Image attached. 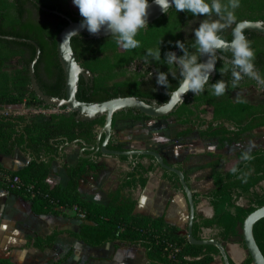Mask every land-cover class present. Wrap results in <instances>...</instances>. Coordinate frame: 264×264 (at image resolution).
<instances>
[{"label": "trees", "instance_id": "trees-1", "mask_svg": "<svg viewBox=\"0 0 264 264\" xmlns=\"http://www.w3.org/2000/svg\"><path fill=\"white\" fill-rule=\"evenodd\" d=\"M208 2L210 3L211 0ZM222 3H227V0H222ZM249 3L250 0H240V7L235 10L237 23L245 19L257 20L246 16L248 12L245 5ZM43 5L49 10L62 13L74 22L81 23L83 20L79 13H69L49 2ZM41 13L47 19L40 23H32L26 20L23 7L17 4V0L13 2L0 0V35L35 41L41 50L40 58L35 65V75L41 90L50 97L64 99L65 76L58 58L57 36L69 21L50 12L41 11ZM201 19L204 20L205 17H195L188 12H177L173 7L158 20L149 24L146 30H141L136 37L141 42V47L130 51L120 48L116 44L115 37L112 36L91 38L81 35L72 38L71 46L78 63L93 75V80L89 83L80 78L77 99L81 102L108 101L119 97H136L146 101L156 99L153 96L154 90L150 89V86L147 89L142 87L146 82V76L138 73L127 77L131 67L135 62L145 63L148 50L160 48L161 60L153 61L151 57H147L148 64L154 65L160 72L168 73L169 70L179 72L178 67L168 66L164 62V54L178 50V56L183 55L176 47L177 41L185 43L189 51H194L191 48L195 39L193 30L199 27ZM224 38L231 41L232 36H224ZM257 41L258 43L253 44L252 48L258 49L259 46L264 45V35H261ZM35 53V47L29 43L0 39V106L25 104L43 110L53 109L31 90L29 65ZM261 57L264 58V51L258 49L255 64H259L262 60L261 77L264 78V60H258ZM223 62L217 60L216 77L209 84L226 80L229 87L225 95L220 97L212 95L208 85L205 92L200 95L195 96L190 92L189 96L192 100L187 99L169 117L163 118H175L176 123L184 127L178 132V137L196 133L202 139L218 138L220 146L223 147L225 141L239 143L244 134L264 126V108L259 109L244 101L235 102L231 98L233 89L230 81L231 73L221 75L219 71L223 67ZM12 65L14 68L9 70ZM123 77L124 79H121ZM168 77L171 78V89L175 91L180 77L178 74L176 79L171 75ZM157 101L167 102L168 97ZM209 108L212 109V119L206 120L202 116ZM76 116V113L63 109L60 113L43 116L37 121L21 116L0 117V155L15 157L17 152H21L30 160L27 165L14 171L4 168L0 163L1 172L19 177L24 185L23 189L14 190L0 182V190L30 202L31 211L35 215L59 217L65 215L62 210L75 208L78 210V216L84 214L78 232L57 229L46 237L36 235L31 238L27 247L45 251L53 248L58 237L64 235L95 248L108 243H113L115 247L122 245L144 248L148 264H212L215 257L220 256L217 247L191 245L187 235H181L180 230L167 223L164 216L152 218L136 215L134 211L137 202L131 198H121L120 191L112 195L108 204H99L82 197L78 191L80 180L89 174L97 175L101 169L97 161V158L103 155L101 152L95 157H88L93 152L85 151L76 166L65 165L68 173V181L65 185H51L48 182L52 163L59 154V147L66 141L70 143L78 141L82 147L85 145L81 142L95 145L97 130L105 123V117L81 122ZM119 118L132 123L153 119L133 109L125 110L114 115V130ZM103 140L104 136L101 143ZM108 148L125 151L114 135ZM251 155L252 160L244 161L240 153L237 156V163L228 171L219 170V163L210 165L212 168L210 177L214 182V189L206 197L214 209V216L207 219L196 213L193 226L195 238L202 239V230L211 228L218 230L215 239H219L223 244L240 238V244L245 248L241 233L243 223L250 213L264 206V149L251 151ZM121 158L128 157L121 156ZM136 158L140 161L144 158L155 161L152 156ZM155 169V166L146 168L142 163H138L131 176H139L138 182L143 187L147 181L145 175ZM233 169H236L235 173ZM165 177H169L174 185L182 189L177 175L166 171ZM28 188L31 190L28 191ZM240 199L248 200L249 207L240 206L237 203ZM194 200L197 205L199 200L195 197ZM254 235L264 255V219L256 223ZM72 255L73 252L69 251L62 259L48 264H64ZM252 263V258L248 255L242 264ZM0 264L16 263L7 258H0ZM231 264L235 263L231 260Z\"/></svg>", "mask_w": 264, "mask_h": 264}, {"label": "crops", "instance_id": "crops-1", "mask_svg": "<svg viewBox=\"0 0 264 264\" xmlns=\"http://www.w3.org/2000/svg\"><path fill=\"white\" fill-rule=\"evenodd\" d=\"M121 121L124 120H120L117 123H123ZM174 123L173 118H167L138 121L128 127L122 124L114 130V136L119 144L127 145L123 146L125 151L154 150L159 152L168 164L181 169L185 174L186 181L193 192V196L199 200L196 205V213L204 218L211 219L214 216V209L206 197L214 189V182L210 177L212 170L210 165L217 159H220V156H228L229 150L228 148L218 150L212 144L213 139H202L196 133L178 137L177 135L180 129L176 128ZM82 149H85V146L82 147L78 143L64 146L60 158L58 159L56 156L52 163L51 174L48 178L50 184V178H56L58 169L64 167V164H68L70 167L77 165ZM85 151L88 152L89 150ZM127 157L126 159H122L121 156L102 155L97 158L98 165L101 166L97 175L93 176L89 174L80 180L78 191L82 197L99 204H108L111 201L112 195L120 191L121 198H131L137 202L134 211L136 215L152 218L164 216L167 223L176 226L180 230L181 235H187L189 207L183 189L174 185L169 177H165L166 171L157 165L156 160L153 161L149 158H144L140 161L136 158L138 156ZM13 158L0 155V163L4 168L8 169L12 164L10 159ZM29 161L28 158L25 165ZM138 163H142L146 168L156 167L154 171L145 175L147 181L143 187L138 182L139 176H131L135 172ZM234 165L224 171H228ZM67 181L68 177L64 183L66 184ZM83 185L87 187L86 194L82 190ZM62 212L65 215L59 217L35 215L31 211L30 202L7 191L0 190V230H10L15 235L14 243L7 242L4 245L6 248L28 250L36 254H48L51 251H55L53 249L63 241L70 242L71 245L75 244L79 247H91L64 235L58 237L53 248L46 249L45 251H40L31 246L27 247L31 238L36 235L46 237L57 229L78 232L82 219L73 220L70 218L68 210H62ZM71 220L74 222H71ZM68 222L71 223L69 224ZM25 233L27 235H24ZM217 234L218 230L216 229H203L202 239H215ZM224 245L227 247L231 260L235 264H242L246 260L247 253L239 243L231 240V242L224 243ZM111 247L114 250H120L122 247L127 248V246L122 245L115 247L113 243L105 244L99 248H91L93 250L105 251ZM133 249L140 252V256L142 257L140 264H148L144 248L133 247ZM0 258H7L13 261L10 257ZM57 260L55 259L54 261ZM69 260L64 264L69 262ZM13 262L19 264L15 261ZM212 264H222L220 256H216Z\"/></svg>", "mask_w": 264, "mask_h": 264}, {"label": "clouds", "instance_id": "clouds-1", "mask_svg": "<svg viewBox=\"0 0 264 264\" xmlns=\"http://www.w3.org/2000/svg\"><path fill=\"white\" fill-rule=\"evenodd\" d=\"M83 18L80 28H86L90 34H99L101 29L115 37L116 44L124 50H134L141 47V42L136 38L141 30L148 28L146 17L150 7L148 0H73ZM164 13L174 6L177 12H188L195 17L203 16L199 27L194 29V43L189 47L181 41L176 42V47L183 55L177 56L174 52H166L164 62L168 66L179 68V84L177 89L170 93V101L183 102V96L191 92L195 96L205 92L206 86L210 85L212 95L220 97L226 94L229 87L225 80L209 84L211 74L216 70L215 65L219 57L218 52L230 50L232 59L224 60L223 67L219 70L221 75L231 73V87L239 86L244 77L255 80L264 87L262 78L255 67V51L251 42L243 34L242 28L237 24L235 10L240 7V0H154ZM213 17H216L213 19ZM237 26L233 28L232 26ZM232 29V39L228 41L223 33ZM75 35V33H72ZM201 55L208 57L205 63H200ZM151 57L153 61L161 60L160 48L148 50L145 64ZM151 73H149V76ZM176 79L177 73L169 70L168 73L158 72L156 74L157 84L164 88L171 85L168 76ZM244 161L253 159L251 149L242 153ZM236 172V169H233Z\"/></svg>", "mask_w": 264, "mask_h": 264}, {"label": "water", "instance_id": "water-1", "mask_svg": "<svg viewBox=\"0 0 264 264\" xmlns=\"http://www.w3.org/2000/svg\"><path fill=\"white\" fill-rule=\"evenodd\" d=\"M148 15L146 17L147 25L153 23L158 20L164 14L161 11L160 7L154 3V0L149 2ZM174 7V6H173ZM172 7V8H173ZM171 9V8H170ZM169 9V10H170ZM46 10V9H45ZM168 10V11H169ZM54 14L59 15L61 17H65L63 14L53 11ZM80 22H74L69 20V24L58 34L57 36V52L60 65L63 69L65 76V98L57 99L46 95L42 90L37 81L35 75V65L37 64L40 58V47L39 45L29 39L18 38L13 36H4L0 35V39L14 42H22L29 43L35 47V56L32 62L29 65V76L31 79V90L36 92L38 97L45 102V104L53 107L55 111H61L66 109V111L71 113H76V118L81 122H90L94 121L97 118L105 117L104 125L99 128L97 141L95 145H87L84 142H81L85 145V149L81 150V155H83L85 150L92 151L93 153L90 157H95L98 152H101L103 155L109 156H152L157 165L165 171L174 173L178 176L180 184L182 186L183 192L188 201L189 207V216H188V229H187V237L188 241L191 245H212L219 249L220 251V260L222 264H231V257L227 250V247L217 239H197L193 234V226L196 217L197 206L194 200L193 192L186 181V177L184 172L179 169L177 166L168 164L164 157L157 151L154 150H128V151H117L108 148L110 140L114 135L113 130V118L114 115L120 113L125 110L133 109L138 112L143 113L147 117L153 119H163L169 117L174 111H176L185 101L186 95L183 96V102L177 103L175 100L169 99L167 102L160 103L156 100H142L136 97H119L115 99H111L108 101H100V102H81L77 99L78 87L80 78L82 77L87 83L93 78L91 72L87 69H84L78 63L74 51L71 46V40L74 37H79L81 35H86L91 38H101L112 36V34L106 31L104 28L101 29L99 34H90L86 28H80ZM242 31H256L264 34V23L262 22H248L244 21L238 23ZM237 26V25H236ZM235 26V27H236ZM72 33H75L72 34ZM228 51V50H225ZM178 56V50L174 52ZM218 52L217 54H219ZM221 58L226 59L221 54H219ZM208 57L206 55H201L200 61L201 63H205ZM230 61V60H229ZM216 69V65H215ZM216 76V70L211 74L210 79ZM102 136H104V140L101 143ZM76 142H65V145L60 146L59 155L57 158L59 159L62 155V151L64 146L77 144ZM264 219V206L257 208L255 211L250 213L245 219L242 226L243 240L245 244L244 250L247 255L252 258V264H264V255L259 248L257 241L254 235V227L256 223L260 220Z\"/></svg>", "mask_w": 264, "mask_h": 264}, {"label": "rangeland", "instance_id": "rangeland-1", "mask_svg": "<svg viewBox=\"0 0 264 264\" xmlns=\"http://www.w3.org/2000/svg\"><path fill=\"white\" fill-rule=\"evenodd\" d=\"M14 67L13 65L8 68L9 70H12ZM131 72V71H130ZM128 73L127 77H131L133 73ZM121 79H124L121 78ZM259 96H244V93L240 94V92H235L231 95L232 99L238 100L239 98H247L249 101H255L259 99L260 101L264 102V95L258 94ZM254 99V100H252ZM256 102V101H255ZM61 111H55L54 109L51 110H43L39 109L35 106H27L25 104L18 105V106H0V117H24L26 119L31 120H40L43 116H49L54 113H60ZM206 120L212 119V109H207V112L204 113L202 116ZM173 118V123L175 121L176 128L182 130L184 127H177L176 120ZM124 120L119 118L118 121ZM117 121V122H118ZM123 123H117L115 129H117L119 126L124 124L125 127H128L132 124L129 120L121 121ZM114 130V129H113ZM98 132V130H97ZM213 139L212 144H214L218 150H223L228 148V156L223 157L220 156V159H217L215 162L219 163L218 169L221 171H224L228 168H230L232 165L237 163V156L240 153H244L246 150L251 149V151H255L258 149H264V128L257 129L251 132H248L242 136V139L239 143H229L228 141H225L223 147L220 146V141L218 138H208ZM126 145V144H125ZM122 144V146H125ZM127 146V145H126ZM28 157L24 155L21 152H17L15 157L13 159H10V162L12 163L8 170L14 171L19 168H22L27 163ZM214 162V163H215ZM66 166H69L68 164H64V167H60L57 171V177L50 178L51 184H65V180L68 177ZM59 175V177H58ZM86 184V183H84ZM83 192L87 193V187L86 185H83L82 187ZM240 206L243 207H249V201L245 199H240L237 202ZM70 218L71 219H82L80 216H78V210L72 209L68 210ZM51 217V216H49ZM66 222V221H63ZM71 222H74L71 220ZM71 222H68L69 224ZM5 232L4 234H1ZM242 233V230H241ZM24 235H27L26 233ZM14 237L15 235L10 232V230H0V257H10L13 261L19 263V264H47L49 261H54L55 259H62L71 249L73 251V256L67 262L66 264H140V260L142 257L140 256V252L136 249H133V247L127 246V248L122 247L120 250H114L113 247L109 248L105 251H98L93 250V248H84L79 247L77 245H71L70 242L63 241L62 243H59L57 247L51 251L48 254H36L32 251L28 250H17L13 248H6L4 245L7 242L14 243ZM233 241L240 244L241 240L233 239ZM231 242V241H230ZM229 243V242H227ZM23 245V244H22ZM241 245V244H240ZM242 246V245H241ZM19 247V246H17ZM243 247V246H242ZM70 250V251H71ZM247 255V254H246ZM248 257V255H247Z\"/></svg>", "mask_w": 264, "mask_h": 264}, {"label": "flooded vegetation", "instance_id": "flooded-vegetation-1", "mask_svg": "<svg viewBox=\"0 0 264 264\" xmlns=\"http://www.w3.org/2000/svg\"><path fill=\"white\" fill-rule=\"evenodd\" d=\"M11 2H13L14 0H10ZM49 2V4H52L53 6H56L58 8H62L63 10L69 12V13H73V14H78L79 10L78 8L74 5L73 0H17V4L21 5L23 7V11L25 13V18L26 20L32 22V23H40L44 20L47 19L46 16H44V14L41 13V11H45V12H50L53 13L54 10H49L47 8H45V6L43 5L44 3ZM251 3V4H250ZM250 3L248 5H245V9L247 10V17L248 18H257L256 21L253 20H242L238 23L244 22V21H248V22H262L264 23V0H250ZM46 9V10H45ZM13 12V10H12ZM58 12V11H56ZM54 14V13H53ZM62 14V13H61ZM56 15V14H54ZM59 16V15H57ZM65 16V15H64ZM250 16V17H249ZM61 17V16H60ZM66 18L68 21L70 20L69 18H67L66 16L63 17ZM216 17H213V19H215ZM72 21V20H71ZM203 21V19L199 20V22ZM237 23V24H238ZM236 24L234 25L233 28H235ZM231 29V28H230ZM228 29L226 30L223 35L224 36H232L231 34V30ZM243 34L245 35V37L251 42V46L253 47V44L258 43L257 39L259 37H261V35H264L263 33L260 32H256V31H248V30H244ZM255 51V61L257 60V50L261 49L264 51V45L263 46H259L258 49L253 48ZM225 52H227V54H225ZM219 54H221L223 57H225L228 60L232 59V54L231 51H222ZM217 54V56L219 57V61H224L225 59L221 58L220 55ZM261 59L264 60V58H259L258 60L260 61ZM254 61V63H255ZM201 63V61H200ZM263 65L262 60L259 64H255L256 70L259 72L260 76H261V66ZM131 73H133L134 75H137L138 73L146 76L145 77V83L143 84V89H147L148 86H150V89H153L154 94L151 92V94H153L154 98L156 99H150V100H161V98H165L168 97L169 99V95L167 93L169 92H174L172 91L171 87L170 88H164L161 87L157 84L156 81V74L160 71H158V69L151 64H145L142 62H135L133 64V67H131ZM149 73H151V75L149 76ZM177 74L179 75V72H177ZM42 77L45 79V76L42 74ZM216 77V76H215ZM212 78L209 80V83L215 79ZM171 78L168 77L169 83ZM93 80V78L89 81L91 82ZM226 81V80H225ZM232 81V78L231 80ZM88 82V83H89ZM171 85V84H170ZM172 86V85H171ZM235 92H240V94L244 93V96H259L258 94H263L264 95V87H261L255 80L249 79L248 77H244L240 83L239 86L236 88H233L231 90V95L234 94ZM190 93V92H189ZM189 93L186 96V99L192 100V97L189 96ZM243 96V97H244ZM239 98L238 100H234L235 102L238 101H244L246 103L251 104L254 107H257L259 109L264 108V102L260 101L259 99L255 100V101H249L247 98ZM232 98V97H231ZM254 100V99H252ZM184 101V102H185ZM191 105H193V101H191ZM198 113H196L195 116H197ZM194 120H196V118L194 117ZM264 128V126H259L254 130L257 129H261ZM253 130V131H254Z\"/></svg>", "mask_w": 264, "mask_h": 264}, {"label": "built area", "instance_id": "built-area-1", "mask_svg": "<svg viewBox=\"0 0 264 264\" xmlns=\"http://www.w3.org/2000/svg\"><path fill=\"white\" fill-rule=\"evenodd\" d=\"M0 182L5 183L8 187L14 190H21L23 189L24 185L21 179L17 176L12 177L9 174L3 173L0 171ZM31 189L28 188V191ZM80 217L83 218L84 214H80Z\"/></svg>", "mask_w": 264, "mask_h": 264}]
</instances>
